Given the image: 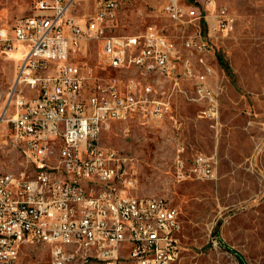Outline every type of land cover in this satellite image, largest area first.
<instances>
[{
  "label": "built area",
  "instance_id": "1",
  "mask_svg": "<svg viewBox=\"0 0 264 264\" xmlns=\"http://www.w3.org/2000/svg\"><path fill=\"white\" fill-rule=\"evenodd\" d=\"M124 1L37 0L14 36L2 38L7 51L22 47L23 56L0 126L8 125V142L27 165L19 173L0 170V264H20L32 243L51 247L52 264H166L181 256L178 208L163 196L129 191L134 159L104 146L101 135L114 121L175 118L173 98L186 80H194L200 115L216 119L221 88L209 84L211 44L199 27L209 22L219 31L236 19L218 0H195L186 9L170 0L167 15L199 29L179 45L155 25L111 33ZM78 6L82 17L73 12ZM92 38L110 67L136 75L91 82L74 59ZM183 152L179 179L214 175L215 155L188 163Z\"/></svg>",
  "mask_w": 264,
  "mask_h": 264
},
{
  "label": "rangeland",
  "instance_id": "2",
  "mask_svg": "<svg viewBox=\"0 0 264 264\" xmlns=\"http://www.w3.org/2000/svg\"><path fill=\"white\" fill-rule=\"evenodd\" d=\"M169 1L126 0L108 28L114 34H137L155 25L179 45L200 29L211 44L209 84L221 88L219 115L216 119L201 116V104L179 94L174 98L177 122L170 116L114 121L103 131L101 143L134 157L129 191L163 196L178 208L182 253L172 264H241L239 253L249 264H264V0H218L236 19L232 27L219 31L211 29L209 22H202L198 29L173 19L164 11ZM178 1L184 9L196 3ZM36 2L0 0V117L9 107L21 63V56L7 51L2 38L14 36L15 23L34 14ZM73 12L82 17L85 9L78 6ZM209 19L214 22L210 11ZM74 60L91 82L128 78L137 71L110 67L93 38L86 52H79ZM186 83L193 92L194 80ZM24 91L34 94L27 86ZM8 132V125L2 123L0 170L19 173L27 164L9 144ZM184 145L189 158L196 152L215 155L212 177L179 179L176 159ZM51 255L49 245L27 244L20 264H52Z\"/></svg>",
  "mask_w": 264,
  "mask_h": 264
},
{
  "label": "crops",
  "instance_id": "3",
  "mask_svg": "<svg viewBox=\"0 0 264 264\" xmlns=\"http://www.w3.org/2000/svg\"><path fill=\"white\" fill-rule=\"evenodd\" d=\"M14 52H16V51H14ZM17 53L19 54V56H21V58H22V56H23V51L21 52V51H18V49H17ZM193 63H194V66H196L197 67V62H195V59L196 58H194V56H193ZM213 72V68H212V66L210 65V73H212ZM194 87V86H193ZM191 88V90H193V92L192 91H190V88H188V84L186 83V81L183 83V91H181L180 93H176V95H175V97L177 96V95H179V94H185V95H187V96H191V97H193L194 96V88ZM190 93H192V95H189ZM174 97V98H175ZM174 98H173V111H174V115H175V108H174ZM175 120H176V122H177V119H176V115H175V118H174ZM183 148H184V152H183V157L186 159V161L188 162V163H190L192 160H193V158L195 157V155H197V154H206V155H211V154H207V153H204V152H196V153H193L192 155H191V158H189L188 156H187V154H186V147H185V145L184 146H182ZM181 147H179V149H180ZM122 151V150H121ZM122 152H124V151H122ZM124 153H126V152H124ZM126 154H128V153H126ZM179 154V153H178ZM129 155V154H128ZM129 156H131V155H129ZM131 157H133V156H131ZM133 159H134V157H133ZM134 164H135V159H134Z\"/></svg>",
  "mask_w": 264,
  "mask_h": 264
},
{
  "label": "trees",
  "instance_id": "4",
  "mask_svg": "<svg viewBox=\"0 0 264 264\" xmlns=\"http://www.w3.org/2000/svg\"><path fill=\"white\" fill-rule=\"evenodd\" d=\"M220 61L223 62L222 58H220ZM237 255L241 264H249L240 253Z\"/></svg>",
  "mask_w": 264,
  "mask_h": 264
},
{
  "label": "bare ground",
  "instance_id": "5",
  "mask_svg": "<svg viewBox=\"0 0 264 264\" xmlns=\"http://www.w3.org/2000/svg\"><path fill=\"white\" fill-rule=\"evenodd\" d=\"M161 119H164V118H160V120H161ZM172 263H173V262H170V263H166V264H172Z\"/></svg>",
  "mask_w": 264,
  "mask_h": 264
}]
</instances>
